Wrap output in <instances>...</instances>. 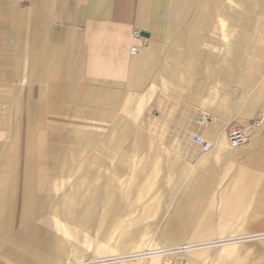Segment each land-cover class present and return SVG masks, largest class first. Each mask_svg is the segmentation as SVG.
I'll list each match as a JSON object with an SVG mask.
<instances>
[{
    "label": "crops",
    "instance_id": "0c3cea01",
    "mask_svg": "<svg viewBox=\"0 0 264 264\" xmlns=\"http://www.w3.org/2000/svg\"><path fill=\"white\" fill-rule=\"evenodd\" d=\"M134 30L148 36L135 39ZM248 43L256 45L251 54L264 62V0H0V48L6 47L0 52V82L10 78L17 87L13 108L21 110L17 114L21 125L32 117V111L23 114V110H33L29 98L37 95L40 105L35 114L41 121L62 109L94 120H112L116 110H144L141 121H160L162 142H191L199 148L193 139L200 137L212 144L211 151L193 161L177 160L185 157L183 149L168 147L157 148L156 153L141 159L138 157L148 148L141 134L132 131L127 122L110 121L104 149H119L127 143L126 151L138 157L111 160L102 172L98 168L102 142L93 131L85 139H66V154L59 155V163L49 164L47 160L48 166L58 167L56 179H50L48 171L45 177L33 169L42 168L40 159L49 158L48 146L41 144L46 133L29 138V149L35 148L36 154L16 155L24 150L22 133L16 136L20 148L9 150L13 152L9 155L3 153L0 143V166L11 168L6 178L0 174V213L7 209L0 219V230L5 228L8 214H13L18 224L31 223V217L38 222L46 214L52 227L64 228L67 220H77L73 218L74 206L79 204L86 217L100 215L85 219L95 222L97 231H112L130 239H201L209 237L208 233L197 231L211 230H221L219 236H227L223 238L243 236V222L236 230L228 224L236 218L211 219L214 224L209 218H192L195 225L176 226L171 220L164 222V216L148 222L131 216L148 213L149 200L161 196L179 197L175 209L187 213L198 212L197 206L207 204L218 206L213 212L264 216V208L263 214L258 210L264 206V134L255 135L246 147L236 151L230 150L234 148L225 139L227 127L236 122L246 124L239 120L251 117L255 110L264 113V85L250 89L254 80L243 73L252 65L242 56ZM132 45L139 46L135 56L128 53ZM85 80L91 85H81ZM63 83L70 89L61 93V87L55 85ZM232 90L240 93L237 100L246 101L249 114L239 111L233 99H228L229 94L236 93ZM57 97L84 105L53 106ZM10 109L0 106L2 112ZM0 135L4 137L0 142L7 140V134ZM5 157L18 160L11 165L1 161ZM23 158H29L30 164L20 165ZM234 164L240 166L231 171L229 165ZM28 166L30 170L25 171ZM48 181L51 185L46 184ZM19 186L27 193L26 202L22 207L17 205L12 194L13 204L6 205L8 191ZM49 187L58 198L67 199L68 190H85L89 197L80 203L34 200ZM164 190L167 192L163 194ZM208 197L212 200L207 203ZM67 205L71 210L54 212V208ZM120 212L125 218L114 216ZM57 214L71 218L57 219ZM222 221L228 228L225 224L217 228ZM171 229H192L195 233H170ZM35 230L28 226V231ZM109 245L119 250L111 242ZM135 248L130 250H140ZM235 259L248 263L241 257Z\"/></svg>",
    "mask_w": 264,
    "mask_h": 264
},
{
    "label": "rangeland",
    "instance_id": "374dc122",
    "mask_svg": "<svg viewBox=\"0 0 264 264\" xmlns=\"http://www.w3.org/2000/svg\"><path fill=\"white\" fill-rule=\"evenodd\" d=\"M263 17V16H262ZM261 18V17H260ZM9 45H7L8 47ZM6 48V47H5ZM4 47L0 48V52L5 49ZM45 46H43V49ZM256 48V45L248 43L247 50L243 51V58L245 59V62H251L252 65L250 67H247L243 69L244 77L249 79L252 78L254 80V83L250 86V89L254 86V89H259L264 85V62L262 61V57H256L255 55L251 54L253 49ZM239 65V64H238ZM261 66V67H260ZM10 78H6L4 81L0 82V106L3 107H11L10 111H0V115H2V121L0 124V132L2 134H7L8 136L7 140L1 141L0 143L3 145V153L11 154L12 151H9L11 149H14L16 146L17 148H20L21 142H16V136H21L23 133V149L19 150V152L16 153V155L21 153L34 155V149H29L30 143L29 138L32 137V134H41L46 133L45 140H42L41 144L45 145L46 148L48 146L49 151V158L45 159L44 157L40 159V162L42 164V168L38 169V166H34V170L39 171L43 173V175L46 177L45 172L48 171V174L50 179H56L57 177V168H52V166L47 165V160L49 164H56L59 163L60 154H66V150H64L65 146V140L66 139H73V138H80L85 139L89 137L93 132L95 131L99 135V140L102 142L100 148V158L99 162V169H101L102 172H105L107 168L109 167V162L111 160H118V159H130L134 156L130 154L127 149V143H124L119 149H112L107 150L104 149V144H107L108 140V127L110 121H121V122H127L129 127L132 129V131H137L139 134H141V137L147 142V150L144 152V155L135 156L134 158L138 157L143 159L146 157L145 155H151L156 153L154 150L157 148H161L162 150H165L168 148H177V149H183V152L181 154H184L185 157L183 158H176L177 160H183V159H189L190 161L195 160L197 156L204 155L212 150V148L209 151H201L199 148H196L195 145H193L191 142H173V143H166L162 142L160 139V121H141L142 115L144 114V110L134 111V110H116L113 111L115 114L114 119L110 120L109 118H100L97 120L89 119L85 117H80L79 115L76 116L71 111L67 110H61L57 113L49 114L47 117L44 118V121H41L38 117L37 108L40 105V101L38 100V96H32L30 97L31 106L33 107V110L27 109L26 111L23 110V114L31 113L32 111V117L28 119V121H23L21 125V116L17 114L20 113L21 110H14L13 105L15 103L14 94L17 90V87L15 84H12L9 82ZM52 83V80H50ZM67 82V81H65ZM16 83L19 84V81H16ZM53 83L55 81L53 80ZM81 85L85 83V85H91L89 84L88 80L80 81ZM36 86L39 85L35 84ZM62 85V86H61ZM62 91L61 93H64L65 90H69V88H66L64 85L65 83L61 84ZM220 87V85H218ZM35 89V87H33ZM66 88V89H65ZM235 89V88H234ZM253 89V90H254ZM235 91L236 93H232V95L229 94L228 99L232 100L233 106L236 105V108L240 111H242L244 114H249L246 112V101L244 99H236L239 97L238 91ZM70 91H68V94ZM80 96V95H79ZM232 98V99H231ZM238 101V103H237ZM53 106H61L64 107L65 105L70 106H81L84 105L82 102H70V101H62L54 98L52 100ZM251 117H245L240 121H244V123H247L255 113L262 112L260 110L253 111ZM251 113V112H250ZM263 113V112H262ZM80 114V113H79ZM133 114V116H132ZM136 114V116L134 115ZM264 114V113H263ZM30 117V116H29ZM25 118V117H24ZM22 117V120H24ZM238 124V122L234 123ZM88 125H97V128L93 129L90 128ZM241 125V124H238ZM47 130V132H46ZM264 134V129L261 131H257L254 135L251 136L250 140L255 135ZM5 136V137H6ZM1 138V135H0ZM4 138V137H3ZM1 138V139H3ZM250 140L248 143L238 147V148H244L247 146V144L250 143ZM74 141V140H73ZM34 144V142H33ZM36 145V143H35ZM238 148L230 149L232 151L238 150ZM197 150V151H196ZM45 151L43 152V154ZM190 155V156H188ZM157 156V155H155ZM154 156V157H155ZM193 156V157H192ZM18 159L16 158H2L1 161H6L10 163L11 165L14 164L15 161ZM20 161V160H19ZM20 165L22 162H19ZM6 165V163H4ZM30 164L29 158H23V164L22 165H28ZM84 164V163H83ZM19 165V166H20ZM188 165V164H187ZM84 166V165H83ZM125 165H122L124 167ZM190 165H188L189 167ZM240 165H229L231 171H235L236 168H238ZM52 169V170H51ZM61 169V168H60ZM63 169V168H62ZM11 170L9 166H0V174L6 178L7 173ZM30 167L28 166L25 171H29ZM23 171H20L18 178L20 177V174ZM25 175V173H23ZM17 178V179H18ZM47 185H51L50 181L46 183ZM214 185H217L218 183L213 182ZM10 189V187H9ZM73 190H68L66 193L67 199L70 201H75L77 203H80L82 199L87 200L89 197L88 193H86V196L83 195L81 197L77 196L74 197L71 195ZM83 191V190H82ZM85 191V190H84ZM21 192V193H20ZM167 190L162 191V193H166ZM25 193V194H24ZM12 194L14 195L15 201L17 205L22 207V204L26 202L27 193L24 191V188L21 186L17 187V189L14 188V191H8V194L5 199L6 205L10 204ZM26 195V196H25ZM35 201L36 198L41 201H49L53 203H59V202H68L65 198H58L55 196V193L51 188L49 187V190H41L39 192V196H34ZM179 200V197L172 198V197H163L160 198H154L149 201H151V204L147 206V209L150 210L148 213H138V214H132L133 217H142L144 218L145 222L151 221L152 219H160L164 216L165 221L164 222H172V224L179 226H191L195 225L196 221L191 220L193 219H201V218H209V223L214 224L213 221H210L211 219H229V218H236L234 221H232L229 226L236 230V228L241 229L242 225L244 224V230L239 237H229V238H223L227 236H219V233H223L220 231H209V232H202L197 231L196 233H208L207 236L209 237H203L201 239H148V238H140L137 237L135 239L125 238L121 236V234L113 233L111 234L106 231L96 229V223L95 222H89L85 219L87 218H97L100 217V215H92V217H86L84 213L80 211V205H75L74 207V215L73 218L77 219L76 221H66L65 227H52L53 223H51V219H49V216L43 215L39 221H33L31 217V223L24 222V224H18L15 222V216L13 214H8L6 219V225L5 228L0 230V264H218L221 261L227 259L226 264H243L239 263L235 258L241 257L243 260L246 259L248 263L245 264H264V216H257L252 215L251 213H234V214H227V213H218L213 212L212 209L218 208V206H211L208 207L207 204H201V207L196 208V210H199L198 212L194 213H187L182 212L181 210H176V203ZM212 200L211 197L206 198L205 201L207 203ZM9 201V202H8ZM202 201V200H201ZM13 204V202H11ZM10 204V206H11ZM27 205V204H26ZM39 206H42L40 203ZM200 206V205H199ZM73 208V207H72ZM141 208V207H140ZM237 208V207H236ZM234 208V209H236ZM263 208H258V210L262 211L260 214H263ZM18 209V207H17ZM53 209V208H52ZM7 210V209H6ZM6 210L2 213H0V219L4 216L6 213ZM64 211V210H71L68 208V206H60L54 208V212L58 211ZM144 213V214H143ZM21 214V212H20ZM33 216V215H32ZM41 216V215H39ZM116 218L123 217L125 218V215L120 212L114 214ZM23 217V215H22ZM48 217V218H47ZM53 217V216H52ZM71 216L66 215H56L57 219H63L66 220ZM240 219H237V218ZM30 218V217H29ZM146 218V219H145ZM263 218V220H260ZM83 219V220H81ZM244 220V221H243ZM243 222V224H241ZM130 223H126V225L129 226ZM140 223H137L139 225ZM224 224L228 228V224L226 222L217 224V228H221V226ZM254 224H257L256 226ZM28 226H31L33 229H36L33 232L28 231ZM35 226H37L35 228ZM134 226V225H133ZM117 227H115L116 229ZM216 228V227H215ZM226 228V227H225ZM118 229V228H117ZM37 233L35 236L33 233ZM164 232V231H163ZM170 233H195V230L189 229V230H182V229H171L169 231ZM31 233V234H30ZM112 235L111 237L105 236L106 234ZM166 233V231H165ZM19 235H24L22 237H19ZM190 235V234H189ZM17 236V237H16ZM23 238V239H22ZM26 238V239H25ZM187 238V237H186ZM24 241H22V240ZM194 240V241H190ZM158 241V242H156ZM200 241L203 243L200 244V246H196ZM208 241H212L211 243ZM112 243L116 246L119 250L115 249L114 246H108L109 243ZM155 245H154V244ZM183 243H193V246L191 248H187L186 250H183V246L180 248V245ZM149 245V246H148ZM159 245V246H158ZM133 247H136L135 249H139V251L133 252ZM161 247V248H160ZM225 247V248H224ZM36 248V250H35ZM127 248V249H123ZM159 248V249H158ZM167 248V249H162ZM143 249L147 252H144V254L140 257L134 258L133 256L138 255L137 253H140L143 251ZM180 250V251H179ZM25 251H28L29 254H24ZM157 252V253H155ZM161 252V253H160ZM150 254V255H149ZM145 255V256H144ZM232 255V258L231 256ZM133 257V258H131ZM239 260V259H238Z\"/></svg>",
    "mask_w": 264,
    "mask_h": 264
},
{
    "label": "built area",
    "instance_id": "2783aa9c",
    "mask_svg": "<svg viewBox=\"0 0 264 264\" xmlns=\"http://www.w3.org/2000/svg\"><path fill=\"white\" fill-rule=\"evenodd\" d=\"M132 36L135 39H142L139 31L134 30ZM139 51L138 45H132L129 48V55L135 56ZM264 129V114L262 112H257L254 117L248 121L246 124L241 125H230L227 127L225 132V139L227 144L231 148H238L250 140L251 136L254 135L257 131ZM193 143L199 146L201 151H209L212 148V144L209 141L203 140L200 137H194Z\"/></svg>",
    "mask_w": 264,
    "mask_h": 264
},
{
    "label": "bare ground",
    "instance_id": "6f19581e",
    "mask_svg": "<svg viewBox=\"0 0 264 264\" xmlns=\"http://www.w3.org/2000/svg\"><path fill=\"white\" fill-rule=\"evenodd\" d=\"M1 145V144H0ZM22 165V164H21ZM120 176V175H119ZM21 193V192H20ZM86 191H81V190H75V191H72V193H71V195L72 196H74V197H77V196H79V197H81L82 195H83V197H84V195L86 196ZM89 194V193H88ZM68 206V205H67ZM66 206V207H67ZM69 208V207H68ZM70 209V208H69ZM223 226V225H222ZM226 228H227V226H226ZM153 240V239H152ZM156 242H158V241H156ZM208 242H212V241H208ZM203 242L202 241H200L199 243H196V244H198V245H196V246H200V244H202ZM154 244V243H153ZM155 245V244H154ZM149 246V245H148ZM159 246V245H158ZM183 246V250H186L187 248H191V246H193V243H183L182 245H180V248ZM161 248V247H160ZM159 249V248H158ZM162 249H167V248H162ZM180 251V250H179ZM155 253H157V252H155ZM161 253V252H160ZM139 255V254H138Z\"/></svg>",
    "mask_w": 264,
    "mask_h": 264
},
{
    "label": "water",
    "instance_id": "95a60500",
    "mask_svg": "<svg viewBox=\"0 0 264 264\" xmlns=\"http://www.w3.org/2000/svg\"><path fill=\"white\" fill-rule=\"evenodd\" d=\"M141 36L147 37L148 34L147 33H140Z\"/></svg>",
    "mask_w": 264,
    "mask_h": 264
}]
</instances>
